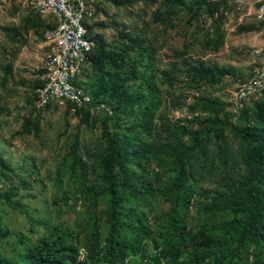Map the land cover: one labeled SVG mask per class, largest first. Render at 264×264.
<instances>
[{
  "label": "rangeland",
  "instance_id": "obj_1",
  "mask_svg": "<svg viewBox=\"0 0 264 264\" xmlns=\"http://www.w3.org/2000/svg\"><path fill=\"white\" fill-rule=\"evenodd\" d=\"M98 1L88 25L96 49L76 79L89 102L59 108L35 106L56 18L20 0L0 9V264H27L58 233L82 260L107 264L110 142L126 172L116 199L128 263L174 243L193 264V240L212 238L220 245L206 264H264V246L240 239L231 211L256 166L258 142L243 132L264 138V93L232 114L237 87L264 58L257 4ZM180 172L188 195L175 237L168 193Z\"/></svg>",
  "mask_w": 264,
  "mask_h": 264
},
{
  "label": "trees",
  "instance_id": "obj_2",
  "mask_svg": "<svg viewBox=\"0 0 264 264\" xmlns=\"http://www.w3.org/2000/svg\"><path fill=\"white\" fill-rule=\"evenodd\" d=\"M96 45L93 50L96 49ZM91 54L88 58L89 62ZM259 107L262 106L259 105ZM261 112H264V110L259 111V116L263 117ZM243 135L258 142V149L249 154L256 166L252 173L242 180L238 194L231 201L232 221L240 225V239L250 237L252 240L261 242L264 246V163L263 157H261L264 155L257 154L260 148L264 149V138H258L257 133H252L250 130H244ZM76 148L77 146L72 150V154H75ZM104 159L103 177L106 192L109 196L107 207L108 231L105 237L107 243L105 250L107 264H131L127 262L126 253L132 245L121 236L120 230L124 222L116 199L117 189L125 181L126 172L119 161L118 150L112 142L109 144V152ZM115 166H118L117 170H115ZM181 177L182 173L180 172V175L172 181L168 193V218L175 237L179 235L180 231L184 232L185 230L177 215L179 203H185L188 195L186 188L182 185ZM126 224L131 229L139 227L130 222H126ZM217 245H220V243L212 238H205L204 240L194 239L192 263L206 264L205 261L210 248L217 247ZM91 250L94 254L96 253L93 247ZM180 255L181 251L178 246L174 243H167L144 264H191L181 260ZM27 257V264H89L86 260H82L79 257L78 248L73 243H69L66 236L62 233L40 240L36 246L28 251ZM90 264L103 263L91 262Z\"/></svg>",
  "mask_w": 264,
  "mask_h": 264
},
{
  "label": "built area",
  "instance_id": "obj_3",
  "mask_svg": "<svg viewBox=\"0 0 264 264\" xmlns=\"http://www.w3.org/2000/svg\"><path fill=\"white\" fill-rule=\"evenodd\" d=\"M7 0H0V9ZM37 10H46L56 18L52 32V49L47 58L37 90L35 106L62 107L66 104L83 106L89 97L76 84L81 68L96 45L88 25L94 17L90 0H20ZM209 4L229 2L239 8L250 0H206ZM256 17L264 28V0L256 1ZM264 93V58L259 69L234 93L232 114L240 113L245 106Z\"/></svg>",
  "mask_w": 264,
  "mask_h": 264
},
{
  "label": "crops",
  "instance_id": "obj_4",
  "mask_svg": "<svg viewBox=\"0 0 264 264\" xmlns=\"http://www.w3.org/2000/svg\"><path fill=\"white\" fill-rule=\"evenodd\" d=\"M254 3H256L257 0H253ZM102 1H98V0H90V5L92 6V8H96V6H99L101 4ZM117 4H119V2H116ZM118 25V24H117Z\"/></svg>",
  "mask_w": 264,
  "mask_h": 264
}]
</instances>
